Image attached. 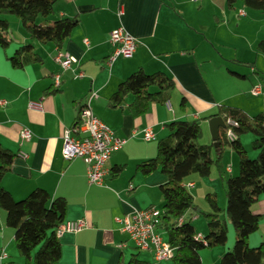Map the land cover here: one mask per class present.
Returning a JSON list of instances; mask_svg holds the SVG:
<instances>
[{"label":"crops","instance_id":"1","mask_svg":"<svg viewBox=\"0 0 264 264\" xmlns=\"http://www.w3.org/2000/svg\"><path fill=\"white\" fill-rule=\"evenodd\" d=\"M56 5L58 19H78V25L61 49L78 60L72 70L61 71L54 60L59 49L51 43L32 44L28 35L19 30V21L14 25L20 39H14V43L10 39L6 48L0 47V147L16 154L1 188L16 201L36 188L44 189L52 198L66 200L65 221L86 222V228L67 233L59 241L58 264H119L127 262L132 255L150 264H172L171 260L156 261L151 250H138L121 231L116 218L131 213L134 208L159 207L157 210L161 211L159 187L165 183V177L157 171L143 176L136 166L156 156L158 142L167 135V124L200 120V143L209 144L208 117L219 106L238 108L248 116L264 111V80L260 76L248 79L245 74H238L243 78L237 77L235 71H228L227 65L233 61L256 68L261 55L256 44L264 38V14L241 3L230 10L226 0H59ZM242 10L244 15L239 14ZM232 25L241 32H231ZM119 27L136 39V47L131 58L119 57L108 66L106 60L112 53L109 35ZM210 28L216 31L211 38L206 33ZM222 28L228 29L234 39L245 42L244 57L230 58L222 53L220 46L226 44L220 34ZM83 38L88 40V46L82 42ZM27 44L41 61L23 68L12 67L8 58L19 46ZM260 62L263 71L259 70V75L264 74V58ZM137 71L145 75L163 72L174 82L168 102L150 105L140 117L127 111L131 97L120 107L108 106L118 85ZM77 73L83 77L77 78ZM238 80L247 82L240 84ZM255 84L261 86L262 93L252 96L257 97L252 100L249 91ZM92 93L96 98L88 101L91 112L116 137L126 141L111 154L107 163L109 173L101 186L87 183V165L83 159L64 161L61 156L63 131L75 125L78 111ZM30 102L39 103V109H30ZM24 128L32 133L29 141H21ZM146 128L154 134L150 141L143 139ZM72 134L77 138L85 136ZM255 155L256 152H251V156ZM231 160V156L230 164L223 160L226 174L237 172ZM119 167L122 169L115 175L114 170ZM194 178L192 175L186 181L187 185L193 184L191 188L197 185ZM251 211L264 215V196L251 206ZM187 213L183 220H187ZM263 242L264 217L248 237L251 247ZM1 248L8 256L6 264L23 263L15 246L14 231L6 225V214L0 208ZM211 249L200 253L202 264L219 263L224 250L217 252L215 261Z\"/></svg>","mask_w":264,"mask_h":264},{"label":"trees","instance_id":"2","mask_svg":"<svg viewBox=\"0 0 264 264\" xmlns=\"http://www.w3.org/2000/svg\"><path fill=\"white\" fill-rule=\"evenodd\" d=\"M59 0H0V47L10 44L7 15L15 16L31 40L41 44L51 43L59 50L69 38L78 19L59 18L52 23L47 18L55 13ZM237 3L264 14V0H226L228 9ZM42 19L40 24L37 21ZM256 50L264 55V39L256 44ZM14 68L39 63L38 54L30 44L19 46L8 58ZM237 77L243 78L238 74ZM174 88L171 77L163 72L145 75L141 71L132 73L122 81L108 100L109 107H120L128 97L131 102L127 111L134 117L146 113L150 105H165ZM184 99L181 106L184 107ZM80 111V110H79ZM78 111V113H79ZM221 117L239 123L233 127L235 139L226 137L228 126L219 133V146L200 143L202 130L200 120H179L166 125L167 135L158 142L156 156L139 163L136 171L143 176L160 172L165 183L159 187L162 197L159 231L165 241L175 250L172 264H202L200 253L206 249L222 247L227 243V222L234 230V242L221 257L218 264H264V242L257 247L248 244L249 235L254 232L264 215H256L251 206L264 196V111L248 116L238 108L221 105L208 118ZM79 124V119L74 126ZM252 134V149L256 157L249 159L240 138ZM229 151L238 159V175L228 177L225 172L224 154ZM16 154L0 147V208L6 214V225L14 231L15 246L22 264H58L60 245L55 237L58 227L65 221L67 202L62 197L52 198L41 188L32 190L25 198L14 200L9 192L1 188L3 177L10 171ZM212 168L224 183L226 207L218 206L216 195L207 193V211H199L186 181L192 175L208 178ZM122 167L116 168L117 175ZM194 210L206 220L207 233L201 240L190 221L179 219ZM119 264H150L132 255L127 262Z\"/></svg>","mask_w":264,"mask_h":264},{"label":"built area","instance_id":"3","mask_svg":"<svg viewBox=\"0 0 264 264\" xmlns=\"http://www.w3.org/2000/svg\"><path fill=\"white\" fill-rule=\"evenodd\" d=\"M197 2L199 0H191ZM244 15V11L239 12ZM82 42L88 46L89 42L86 38ZM109 42L112 47V53L108 56L106 64H111L119 57L131 58L136 47V39L127 33L122 27L116 28L110 32ZM54 60L59 65L61 71L72 70L74 64L78 60L69 53L58 50ZM77 78L83 77L82 73L76 74ZM59 75H55V83L58 84ZM262 93L261 86L255 84L251 87L249 94L251 96H259ZM96 98V94L92 93L86 104L78 113L79 124L72 128H67L62 134L61 156L64 161H71L75 158H81L87 165L86 175L89 185L101 186L105 176L109 173L107 163L111 154L122 148L125 140L115 136L114 132L99 118H97L90 109L88 101ZM30 109H39L40 104L30 102ZM228 126L226 137L228 140H234L235 134L233 127H238L239 123L228 119L225 123ZM83 133V138H77L72 133ZM21 141H29L32 139V133L29 129L24 128L21 132ZM154 138L150 128L143 131V139L150 141ZM193 184H188L191 188ZM116 221L121 225V231L129 236L133 244L138 250H151L156 261H167L175 255V250L169 246L160 233L158 226L161 222V211L154 207L145 209H133L131 213L124 214ZM183 218L179 219V223ZM86 228V222L82 219L74 221H64L56 230L55 237L58 241L67 233H76ZM197 239L202 237L197 235ZM8 256L4 250L0 249V264H6Z\"/></svg>","mask_w":264,"mask_h":264},{"label":"rangeland","instance_id":"4","mask_svg":"<svg viewBox=\"0 0 264 264\" xmlns=\"http://www.w3.org/2000/svg\"><path fill=\"white\" fill-rule=\"evenodd\" d=\"M191 2H193V1H191ZM56 7H57V5L55 6V8ZM57 12L58 11L55 9V13L47 18L48 23H52L56 19H58ZM196 17L198 18V20L202 21V19H200L197 15H196ZM5 18L8 20L9 27L11 30V34H9V37L11 40H13L12 43H14V41H15L14 39H20L18 32H17V29H16V25H14V22H17L18 19L13 15H7V16H5ZM12 20H14V21H12ZM41 22H42V19L38 20L37 24H40ZM18 26H20V25L18 24ZM230 29H231V32L233 30L241 32V30L235 28L234 25L230 26ZM19 30L21 31V33H25L22 30L21 26H20ZM263 31H264V28H263ZM215 32H216L215 30L212 31V29L210 28L209 30H207L206 33H207V36L211 38L213 36V34H215ZM220 34H221V38L226 42L224 47L220 46V50L222 51V53H224L225 55H227L230 58L235 57V56H239L242 58L246 55L247 45L245 44V42H244V44H245L244 45L240 38L234 39L231 36L228 29H226V28H222L220 31ZM262 37H264V36H262ZM262 39H264V38H262ZM30 42H32V44H34V45L39 44L37 41H34V40H31ZM259 58L260 59L258 60V64H257L256 68H253V69L251 68V64L237 63V62L230 61L229 63H227V65H229L228 71H232V72L235 71V73H237V74L248 75V77H247L248 79H252V77H259L260 76V78L264 80V74H260V75L258 74L259 70L263 71L261 69L262 63L260 62V60H261V58H264V55L261 54ZM225 70H226V68H225ZM248 79H247V81H248ZM241 80H243V79H241ZM241 80L240 81L238 80V82H240V84L243 82H247L246 80H244V81H241ZM249 98L252 100L257 99V97H252V96H249ZM252 137L253 136L250 133L244 134L241 136V143H242L243 148L245 149V151L247 153L246 155L249 159H254L256 157V156H251V152H256L255 150L252 149V145H251V141H252L251 138ZM203 140H201V142H203ZM230 156L232 157L231 162L234 163L235 170L237 168V172H235V174L229 173V174H227V176L228 177H235L238 175V159L234 153L230 152L229 154L228 153L225 154L224 161H228L229 164H230ZM194 177H195L194 180H197V185L195 186V188H190L189 191L194 197V204H195V207H197V210H199V211H207L208 210V205L204 199L205 195H206L205 191H209V193H214L216 195V200H217L218 206L220 208L224 209L226 207V196H225V191H224L225 186H224V183L221 182V180L217 176L215 168H212V175L208 178H199L195 174H194ZM159 196L161 197L160 193H159ZM157 209H160V208L158 207ZM187 215H188L187 221H190V223L193 226L196 234H199V235L204 234L205 235L207 233V225H206V220L203 217V215L199 214L197 211H194V210H189ZM163 237H164V235H163ZM230 242H231V246H229ZM233 242H234V230H233L232 225L229 222H227V243L225 246L214 247L215 249H211L212 250L211 258H213V260L216 261L217 252L224 250V252H223V254H224L228 249H231V247L233 246Z\"/></svg>","mask_w":264,"mask_h":264},{"label":"water","instance_id":"5","mask_svg":"<svg viewBox=\"0 0 264 264\" xmlns=\"http://www.w3.org/2000/svg\"><path fill=\"white\" fill-rule=\"evenodd\" d=\"M209 132L211 141L214 143V147L217 148L219 146V129L225 128L226 125L221 117H212L208 121Z\"/></svg>","mask_w":264,"mask_h":264}]
</instances>
